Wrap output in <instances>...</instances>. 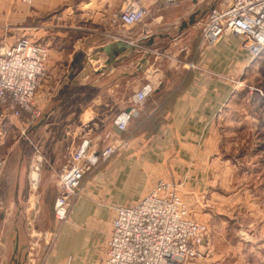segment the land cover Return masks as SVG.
<instances>
[{
  "label": "crops",
  "instance_id": "0c3cea01",
  "mask_svg": "<svg viewBox=\"0 0 264 264\" xmlns=\"http://www.w3.org/2000/svg\"><path fill=\"white\" fill-rule=\"evenodd\" d=\"M23 1L0 0V21L21 19L22 23L27 16H50L72 0H31L30 6ZM83 1L92 14L103 17L124 2ZM204 1L179 0L174 6L192 3L182 12L183 17L186 10L203 11L215 0ZM141 4L152 16V25L161 22L173 7L163 5L161 0H141ZM69 9L52 14L42 24L68 32V40L51 43L45 41V36H35L34 40L28 32L21 33L47 49L45 77L35 95V105L44 114L41 121L31 128L27 126L24 140L15 139L13 143V134L23 132L25 119L0 114V264H9L14 247L20 248L26 241L27 235L19 226L31 192L27 187L28 171L33 158H39L32 156L42 154L47 160L45 166L40 161L43 170L36 201L30 206L32 220L52 230L56 177L65 161L83 141H88L90 157L119 139L125 140L127 147L84 174L83 196L74 202L51 254L42 264H64L67 260L70 264H103L114 209L137 202L159 180L174 187L187 205L194 206L199 221L222 225L208 230L196 263L225 264L227 257L235 261L230 250L222 255L211 240L225 239L224 218L227 214L230 217L233 212L229 210H236L235 204L246 193V189L233 186L237 148L232 145L237 143L225 133L226 128L237 124L223 118L233 113L240 93L237 82L244 83V74L252 66L250 53L233 35L224 36L215 46L199 49L205 14L198 21L197 36L191 32L193 26L179 33V29L171 31L178 33L173 38L171 32L166 34L165 39L171 38L168 44L158 34L161 40L152 47L153 55L144 57L141 34L124 35L121 28H109L107 20L106 28L104 24L75 27ZM176 21L182 20L171 24ZM42 26L34 31L44 33ZM98 29L106 33L98 34ZM87 31L91 34H78ZM158 42L164 44L159 51L155 48ZM145 85L152 91L143 104L136 105L133 96ZM120 113L132 114L124 132L114 124ZM32 251L35 254L22 264H38L44 248L37 245Z\"/></svg>",
  "mask_w": 264,
  "mask_h": 264
},
{
  "label": "built area",
  "instance_id": "2783aa9c",
  "mask_svg": "<svg viewBox=\"0 0 264 264\" xmlns=\"http://www.w3.org/2000/svg\"><path fill=\"white\" fill-rule=\"evenodd\" d=\"M174 6L177 0H161ZM148 12L141 0H126L108 18L109 28L131 29L143 22ZM199 38V49L215 46L224 36L241 40V48L254 60L264 50V0H217L208 8ZM45 46L20 37L14 42L0 38V114L25 119L30 127L41 117L34 104L36 89L45 71ZM192 67V65L190 66ZM152 89L145 85L133 96L136 105L143 104ZM261 93V91H259ZM131 113H120L115 119L119 132L127 129ZM88 141L71 153L62 171L57 173L58 195L54 205L57 223L66 220L82 176L98 162H105L119 149L127 147L117 140L100 152L88 156ZM41 158H33L29 174L39 171ZM3 162L0 161V174ZM33 172V173H32ZM39 183V182H38ZM206 227L191 220L177 190L159 180L137 202L114 209L112 228L107 241L103 264H185L201 256Z\"/></svg>",
  "mask_w": 264,
  "mask_h": 264
},
{
  "label": "rangeland",
  "instance_id": "374dc122",
  "mask_svg": "<svg viewBox=\"0 0 264 264\" xmlns=\"http://www.w3.org/2000/svg\"><path fill=\"white\" fill-rule=\"evenodd\" d=\"M123 1L124 4L126 0ZM178 1L179 0H177V2ZM84 3L85 2L83 0H72L71 2L63 5V7L57 8L53 13L49 15L51 16L52 14L61 13L70 7V9L67 12H69L70 14L71 11L73 12L72 16L70 17V22L75 27L94 28L99 24L105 25L106 24L105 20H107L108 22V18L111 15V13L118 11L120 9L119 8L117 10L110 11L107 17H103V16H99L98 14L97 15L92 14L89 8L88 7L86 8L84 6ZM205 3L206 2L204 0H201V4H205ZM23 4H26V6H30L31 0H24ZM191 5L192 3L188 2L185 5H182L181 7H175V6L171 7V9H168V11H166L168 13H165L163 18L161 19V22H158L154 25L151 24L152 16L150 14H147L143 22L131 28L132 30L123 28V30L120 29V31L127 36L141 34L142 35L141 44H142V48H144V50L142 51V55H144V57H151L153 55L150 53L152 47L156 45L155 43L157 41L161 40L158 34H160L161 37L163 38V42L164 43L167 42L168 44V41L171 38H173L177 32L179 33V31H181V24H178L177 26H174L171 29H166L168 25L173 23L176 19L187 20L188 18L194 15V9H192L189 11L186 10L187 12L184 13L185 15L183 17H180L185 9L191 8ZM50 16H41V17L27 16L22 20V23H20L21 19H19V21L12 20L11 22L9 20L8 21L1 20L0 38L14 42L16 39L23 36L21 35V33L24 34L28 32L29 33V34L27 33L28 36L34 40H37L36 39L37 37L35 36L38 37L45 36L44 37L45 41L47 40L48 42L50 41L51 43L58 40H68L70 35L68 32L63 30L62 31L52 30L50 29L51 26L49 25H46L45 27L42 26L44 21L50 19L49 18ZM198 23L199 22L194 24L193 27H191L192 29L190 28L191 32H193L195 36H197L199 30ZM39 26L40 27L42 26L44 28V33L42 32L43 31L42 29L41 32L34 31L36 29H39L38 28ZM46 28H48V30L45 31ZM104 28H106V25ZM179 28L180 30H178L177 32L175 33L171 32ZM24 30H28V31H24ZM98 30H99L98 34L104 35L106 33L103 29L101 30L98 29ZM170 32L173 34V36H171V38L169 39H165L166 34H170ZM78 34L80 37H84L90 35L91 33L87 31V33L80 32ZM124 41L126 42V40ZM144 44L147 45L144 46ZM163 46L164 44L158 42V45L155 48L157 49V51H159L160 48H162ZM251 64L252 66L249 67L246 73L244 74L245 76L243 77L244 83L239 84L237 82L236 87L240 89V93L239 95L236 96L234 110L232 111L233 113L230 112L229 114L226 115L225 118H223L224 120L235 121V123L237 124L234 125V127H229V128L225 127L226 128L225 133L226 135H228V138L232 140V142H234L235 144L237 143L236 145L237 147L232 145L233 148H237L235 152L236 157L234 160L237 166L236 167L237 170L234 171L233 186H238L246 189V193L242 194L240 198V202H238V204H235V207H237V209L236 210H233V208L230 209L229 213L232 212L233 213L229 215L230 217H228L227 214V217L224 218L227 219V221L223 225L224 226L223 233L225 235V239L217 240L213 242L211 240V243H214L216 248L221 249L222 255H225L227 251L230 250L229 254L232 257H234L235 261L228 260L227 257L224 262L225 264H264V50L260 52V55L258 57H256L254 60L252 59ZM44 77L45 76H42L40 81ZM37 91H38V87L36 89L35 95ZM259 91H261V93H259ZM34 104H35V97H34ZM39 110L41 112V117L39 120L33 122V124L43 119V114H44L43 110L40 108ZM33 124H31L29 128H31ZM29 128L24 126L23 132L18 130L17 133H14L13 134L14 141L11 140V143L15 142V139L24 140L26 137L25 134L26 129L28 130ZM106 147H104L103 149H105ZM37 156L43 160L42 161L43 166H45L44 163L47 162L46 157H43L42 154H38V153L34 154L32 157H37ZM100 163L103 162L102 161L98 162L95 166L91 168V170L94 167L98 166ZM41 168L42 167H40L38 171V180H40V173H42L43 170V169L41 170ZM91 170L86 172L85 175L90 173ZM30 171L32 170L29 169L28 177ZM85 175L82 176V179L79 183L77 195L72 201V205L69 209L68 215L74 205V202L81 199V197L83 196L81 186H82V180ZM27 187L29 189V192L31 190V192L29 193L30 195H28L29 202H31V204H34V202L36 201L34 196H37L39 184L36 186V188L32 189V186L30 185L28 179ZM177 193L179 198L187 208L188 217L197 223L205 225L207 231L203 237V240L206 239L207 233L209 235L208 230H211V228L214 225L215 227L222 226L219 224H214V222L212 221L211 222L206 221L204 223L199 221L197 219L198 217L197 211L194 208V206L190 207L189 205H187L185 198L182 195H180L178 191ZM57 195H58V189L56 186V197ZM31 196H33L34 198ZM246 200H249V202H247ZM55 201L56 198L54 200V204L52 208V214H53L52 230L51 227L49 228V225L37 223L32 220V216H34V212L32 213L31 216L30 214L31 207L29 208V206H27V208L24 209L23 212L24 215L22 217V222L19 226V229H21L22 232H24L27 235L26 241L25 243H23L22 247L20 248H18L17 246L14 247L13 252L10 256L9 264H12L11 260L14 252H16L19 255L21 254L20 260L22 261V263H24L25 260L29 258L34 252L32 251L34 249V246L37 245L38 246L41 245V247L44 248L43 256L39 254L38 264L44 263L45 259H47V257L51 254L52 251L51 249L53 248L56 242L58 231L68 219V215H67L65 221L61 223L56 222L54 218ZM46 220L48 221V215L46 217ZM14 232L15 231L13 230V233ZM200 247L201 246L198 247V251H200ZM34 254L35 253H33V255ZM200 257L192 260H188L185 264H197L196 261L200 259ZM64 264H70L69 260H67Z\"/></svg>",
  "mask_w": 264,
  "mask_h": 264
},
{
  "label": "water",
  "instance_id": "95a60500",
  "mask_svg": "<svg viewBox=\"0 0 264 264\" xmlns=\"http://www.w3.org/2000/svg\"><path fill=\"white\" fill-rule=\"evenodd\" d=\"M216 1L217 0H215L213 2V4H211L210 7H212L215 4ZM207 11H208V9H203V11L198 10V11H196L194 13V15L192 17L188 18L187 20H182V21L176 22L174 24H171L166 29L173 28L174 26H177L178 24H181V31L184 30V29H187V28L193 26L194 24H196L200 19H202L204 17V15L207 13ZM38 191H39V189H38ZM31 197H33V196H31ZM28 206L30 208L31 202L28 203ZM30 214L32 216V212ZM20 258H21V254L19 255L16 252H14L13 257H12V260H11V263L12 264H22V261L20 260Z\"/></svg>",
  "mask_w": 264,
  "mask_h": 264
},
{
  "label": "bare ground",
  "instance_id": "6f19581e",
  "mask_svg": "<svg viewBox=\"0 0 264 264\" xmlns=\"http://www.w3.org/2000/svg\"><path fill=\"white\" fill-rule=\"evenodd\" d=\"M179 30H180V28H179ZM32 179H33V181H34V183H33V185H32V189H33V188H36V186L38 185V182H39L37 172H34V173H33V175H32ZM32 193H33V192H32Z\"/></svg>",
  "mask_w": 264,
  "mask_h": 264
},
{
  "label": "trees",
  "instance_id": "16d2710c",
  "mask_svg": "<svg viewBox=\"0 0 264 264\" xmlns=\"http://www.w3.org/2000/svg\"><path fill=\"white\" fill-rule=\"evenodd\" d=\"M130 121H131V120H129V123H128V125L130 124ZM127 127H128V126H127Z\"/></svg>",
  "mask_w": 264,
  "mask_h": 264
}]
</instances>
